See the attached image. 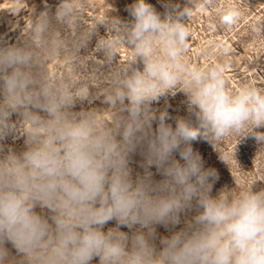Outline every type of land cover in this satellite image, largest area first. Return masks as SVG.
<instances>
[{
  "label": "clouds",
  "instance_id": "1",
  "mask_svg": "<svg viewBox=\"0 0 264 264\" xmlns=\"http://www.w3.org/2000/svg\"><path fill=\"white\" fill-rule=\"evenodd\" d=\"M127 10L128 22H97L116 37L97 44L109 64L119 45L131 50L102 95L111 120L104 110L76 111L93 97L90 90L45 77L34 48L0 42V142L17 132L25 137L19 153L0 144V264H264V188L212 196L217 174L191 147L245 126L264 144V132L255 131L264 128V91L250 85L229 91L220 64L182 59L190 40L187 8L162 18L147 0H135ZM76 15L72 0H60L36 31L43 36L52 20L71 24ZM240 16L232 7L220 20L231 26ZM178 90L195 125L178 118L173 128L167 111L157 116L151 107ZM141 145L145 173L133 179L129 160ZM152 166L161 180L153 179ZM192 209L184 227L159 237L157 246L156 226L175 228ZM111 221L116 226L105 231Z\"/></svg>",
  "mask_w": 264,
  "mask_h": 264
},
{
  "label": "rangeland",
  "instance_id": "2",
  "mask_svg": "<svg viewBox=\"0 0 264 264\" xmlns=\"http://www.w3.org/2000/svg\"><path fill=\"white\" fill-rule=\"evenodd\" d=\"M135 0H72L77 10L71 24L52 20L50 28L41 36L36 31L40 19L52 16L60 0H0V42L30 46L38 54V71L56 82L70 85L79 90L87 86L93 97L77 103L76 111L104 110V119L111 120L110 110L103 101V92L111 76L119 67L131 59V50L123 44L115 49L116 56L109 64L102 51L97 50L100 39H116L108 31L107 25L98 21L118 18L130 21L128 7ZM163 18L166 11L182 10L190 15L184 17L190 33L189 47L182 59L192 65L207 67L220 64L229 91H238L242 86L250 85L264 91V0H147ZM235 7L241 16L231 26L221 23L220 16L226 9ZM92 34L86 45L79 46L83 37ZM227 51H224V49ZM142 69V64L136 65ZM151 107L157 116L167 111L166 123L173 128L178 118L189 120L195 125V116L188 111L187 96L183 91L167 94L152 102ZM13 115L12 120L17 121ZM157 124L153 122L155 130ZM254 129L245 126L238 132L226 135L219 140L198 138L191 143L194 153L201 157L203 167L217 174L211 195L216 196L222 190L225 195L236 196L246 187L254 184V190L264 188V144L256 141L251 134ZM255 131L264 132V128ZM25 137L17 132L4 141V151L9 149L17 153L25 148ZM146 147L141 145L131 154L129 167L133 179L143 176L146 164ZM174 157L180 160L178 153ZM183 163V161H180ZM155 181L163 177L152 166L148 168ZM37 212L41 210L36 209ZM45 215L47 212L45 210ZM195 215V209L181 214V223L175 228L156 226L159 237L170 236L172 231L184 227V222ZM115 221L105 225L104 230L115 227ZM121 231L129 232L126 227ZM11 257L16 251L7 244ZM92 264H98L94 259Z\"/></svg>",
  "mask_w": 264,
  "mask_h": 264
}]
</instances>
